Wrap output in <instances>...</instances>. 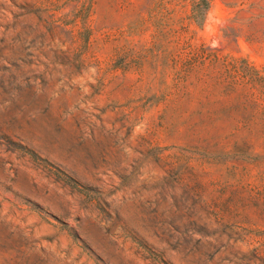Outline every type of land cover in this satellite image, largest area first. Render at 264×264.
I'll return each mask as SVG.
<instances>
[{"label": "rangeland", "instance_id": "1", "mask_svg": "<svg viewBox=\"0 0 264 264\" xmlns=\"http://www.w3.org/2000/svg\"><path fill=\"white\" fill-rule=\"evenodd\" d=\"M0 264H264V0H0Z\"/></svg>", "mask_w": 264, "mask_h": 264}, {"label": "trees", "instance_id": "2", "mask_svg": "<svg viewBox=\"0 0 264 264\" xmlns=\"http://www.w3.org/2000/svg\"><path fill=\"white\" fill-rule=\"evenodd\" d=\"M205 5L207 6V2L205 3Z\"/></svg>", "mask_w": 264, "mask_h": 264}]
</instances>
